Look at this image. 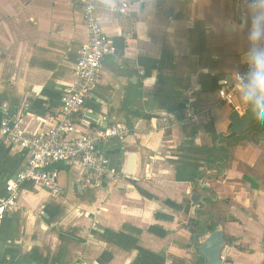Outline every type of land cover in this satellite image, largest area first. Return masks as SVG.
<instances>
[{
	"label": "crops",
	"instance_id": "obj_1",
	"mask_svg": "<svg viewBox=\"0 0 264 264\" xmlns=\"http://www.w3.org/2000/svg\"><path fill=\"white\" fill-rule=\"evenodd\" d=\"M111 1L96 0V18L114 52L74 123L82 132L120 123L129 135L98 147L110 172L101 187L62 164L60 197L23 184L0 222V264H205L199 248L209 233L186 227L206 217L223 232L222 264H264V129L256 131L264 122L228 147L235 110L218 97L245 66L242 6L130 0L114 16ZM86 39L75 0H0V120L17 118L28 134L53 128ZM234 103L242 114L239 93ZM27 159L0 137L1 197ZM193 195L205 203L194 213Z\"/></svg>",
	"mask_w": 264,
	"mask_h": 264
},
{
	"label": "built area",
	"instance_id": "obj_2",
	"mask_svg": "<svg viewBox=\"0 0 264 264\" xmlns=\"http://www.w3.org/2000/svg\"><path fill=\"white\" fill-rule=\"evenodd\" d=\"M194 1V0H190ZM242 6V0H235ZM82 13V23L87 39L78 50L77 60L72 68L73 84L62 92V108L57 124L46 134L25 133L17 118L0 120V137L11 145L27 151L28 159L22 172L7 181L5 197L0 196V222L16 208L20 187L29 183L45 190L52 198H58L63 190L58 183L56 165L80 166L85 172L86 187H101L104 178L110 175L109 162L98 147L111 140L123 142L129 135L128 128L120 123L107 128H94L82 132L74 118L85 110V103L100 80V66L103 59L114 49L102 31L96 18V0H75ZM130 0H112L108 12L124 16L130 10ZM243 18V14L241 15ZM244 66L234 73L229 84H224L218 93L221 103L240 111L234 99L239 93L240 76ZM187 108L193 112L191 105ZM168 124V119H162ZM112 184L118 176L111 174Z\"/></svg>",
	"mask_w": 264,
	"mask_h": 264
},
{
	"label": "clouds",
	"instance_id": "obj_3",
	"mask_svg": "<svg viewBox=\"0 0 264 264\" xmlns=\"http://www.w3.org/2000/svg\"><path fill=\"white\" fill-rule=\"evenodd\" d=\"M245 47L241 62L246 71L240 76L241 103L255 119L264 122V0H242Z\"/></svg>",
	"mask_w": 264,
	"mask_h": 264
},
{
	"label": "water",
	"instance_id": "obj_4",
	"mask_svg": "<svg viewBox=\"0 0 264 264\" xmlns=\"http://www.w3.org/2000/svg\"><path fill=\"white\" fill-rule=\"evenodd\" d=\"M86 118L92 123L97 120V118L92 115H87ZM259 122V120L254 118L252 112L244 106L242 114L234 111L230 116L231 133L236 137L248 135ZM129 160L130 164L125 171V174L131 175L133 174L132 167L135 162V156H130ZM191 202L194 205L192 208L193 213L196 210L197 205L201 204L202 206H205L204 201L201 200L198 195H193L191 197ZM224 245L225 241L221 229H216L209 233L199 248L200 256L205 260V264H222L220 254Z\"/></svg>",
	"mask_w": 264,
	"mask_h": 264
},
{
	"label": "trees",
	"instance_id": "obj_5",
	"mask_svg": "<svg viewBox=\"0 0 264 264\" xmlns=\"http://www.w3.org/2000/svg\"><path fill=\"white\" fill-rule=\"evenodd\" d=\"M263 129L264 128L262 126H260L259 128L256 129V131L259 132V133H261L263 131ZM232 137H234V139L232 141H230V142L227 143V146L228 147H231V146L235 145L238 141L241 140V138H238V137L234 136L232 133H230L229 135L225 136V139L229 140ZM245 179L246 178H244V180ZM225 221L226 222L227 221L229 222V221H233V220H232L231 217H226L225 218ZM186 228L190 231V233L192 235L196 234L197 232L202 233L203 232L202 230H204V229H206V231L208 233H211V232L215 231L216 222H214L213 219L209 220L206 217L205 220H204L203 226H201V223L199 221H193L191 223V225H188V227H186Z\"/></svg>",
	"mask_w": 264,
	"mask_h": 264
}]
</instances>
